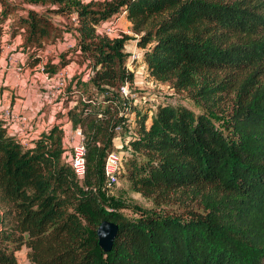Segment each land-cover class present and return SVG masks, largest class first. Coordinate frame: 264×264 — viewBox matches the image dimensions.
<instances>
[{
    "label": "trees",
    "instance_id": "obj_1",
    "mask_svg": "<svg viewBox=\"0 0 264 264\" xmlns=\"http://www.w3.org/2000/svg\"><path fill=\"white\" fill-rule=\"evenodd\" d=\"M49 1L50 11L75 15L73 45L86 56V81L99 90L83 97L73 83V101H55L64 123L81 129L86 171L77 176L61 160V118L26 139L0 118V264H19L21 246L27 264H264V0ZM2 4L5 19L12 9ZM25 12L16 17L25 49L55 37L44 13ZM122 12L148 75L210 109L225 99L224 128L166 103L149 123L137 115L140 135L131 144L146 159L129 178L144 196L196 208L129 217L121 204L103 203V163L124 122L121 100L127 105L118 90L133 84L134 73L127 37L100 27ZM103 220L118 225L107 253L95 232Z\"/></svg>",
    "mask_w": 264,
    "mask_h": 264
},
{
    "label": "rangeland",
    "instance_id": "obj_2",
    "mask_svg": "<svg viewBox=\"0 0 264 264\" xmlns=\"http://www.w3.org/2000/svg\"><path fill=\"white\" fill-rule=\"evenodd\" d=\"M3 1L7 2L12 10L5 19L0 18V79L2 83L5 80L7 82L11 80L14 83L17 82L15 85L12 83L0 85V98L6 94L7 102L4 101L5 105L12 108L14 103H23L22 101L25 99L24 95L27 94V88L33 84L29 83L28 79L26 80V77L23 75L25 72L28 73V78H32L33 73H36L40 76L39 78L44 80L45 72L54 74L63 69L67 72V78H65L62 92L56 100L52 101L53 103L59 99L62 101V106L68 105L70 101L72 102L73 98L70 96L73 93L70 94V91L73 83L78 85L77 89L83 97L91 93L93 98H97L99 90L95 85L91 81H82V77L85 74L83 73V68L86 63V56L81 51H77V46L73 45L74 42H77L75 15L67 16L50 11L56 4L50 3L49 0ZM2 2L0 0V13L3 7ZM27 9L44 13L52 21L53 25L57 27V30L55 31L56 35L54 38L52 33L48 38L42 39L40 44H34L30 48L25 49L23 46L24 33L19 28H16V17L18 13L25 14ZM11 23H14V26H12L15 31L13 36L9 33ZM113 24L114 31L108 36L112 38L127 37L124 45V50L128 57L126 65L134 73V82L132 85L127 83V88L130 92L126 98L127 105H124V102L121 100L119 107L124 122L118 130L116 129L117 135L113 139L112 150L119 155L121 166L119 167L117 180L113 184L107 185L105 179H103L101 185V193L104 198L103 203L108 209H112V207L108 206V203L121 204L123 208H120V211L129 217H136V212L139 209L157 213H180L189 206L196 208L197 204L191 201L182 204L176 200L159 201L152 196H144L129 178V171L133 165L140 164L146 159L145 155L131 144V141L140 135V123L137 115L142 113L147 114L146 123H149L151 114L155 112L157 106L166 103L172 106H185L192 110L194 114H205L211 118L217 127L224 128V123L227 119V115L225 114L227 110L225 99L218 107L210 109L196 102L186 90L175 91L169 83L161 82L148 75L142 59V50L135 45L137 35L131 30V24L126 19L125 14L122 12L119 16H116L113 19ZM68 43L72 44L68 46ZM17 57L23 58V64ZM23 79L26 80L25 83ZM34 83L35 87L32 85L31 88L37 90V93L45 95L47 87H45L44 81L36 79ZM76 97H79L77 92L74 93V98L77 100L78 98ZM118 97L122 99L125 96L120 97L118 94ZM66 101L68 102L66 103ZM104 106L105 103H100V107ZM54 110L53 119L61 118L64 123L63 113L60 112L58 106ZM19 112L26 113L25 110ZM27 116L30 121V116L28 114ZM27 129L28 126L22 133L28 131ZM73 133V128L69 126L63 128L62 141L66 151L69 149L68 140ZM74 139H76V136H74ZM65 158L61 159L64 163L67 161ZM27 251L28 249L25 246H21L16 252L19 264L28 263Z\"/></svg>",
    "mask_w": 264,
    "mask_h": 264
},
{
    "label": "built area",
    "instance_id": "obj_3",
    "mask_svg": "<svg viewBox=\"0 0 264 264\" xmlns=\"http://www.w3.org/2000/svg\"><path fill=\"white\" fill-rule=\"evenodd\" d=\"M100 31L104 32L107 35L113 32L114 31L113 20L103 23L100 27ZM66 76H67V72L65 69L59 70L54 74H49L47 72L44 73L43 81L45 87H47L45 96L49 102H52L54 99L56 100L58 95L62 92L65 84V78H67ZM88 79H89V74L85 73L82 77V81H86ZM118 91L120 95L125 97H127L128 94L130 93L127 88V83L121 85ZM0 118L4 120V123L8 125V128L11 130V133L14 134L22 133V131H24L27 128L29 122V118L26 113L15 111L13 108L8 106L0 108ZM69 127L72 128L70 124ZM119 128L120 127H117L116 129L118 130ZM73 131H74L73 135L68 140L69 149L67 151L65 150L63 157L65 158V156H68L65 159L69 163L73 173L77 176H82L86 171V164H85L86 149L84 145V137L79 127L73 128ZM74 136H76V139H74ZM120 166H121V159L119 155L116 154L113 150H111L106 155L103 163V174L107 185H111L117 180V175Z\"/></svg>",
    "mask_w": 264,
    "mask_h": 264
},
{
    "label": "crops",
    "instance_id": "obj_4",
    "mask_svg": "<svg viewBox=\"0 0 264 264\" xmlns=\"http://www.w3.org/2000/svg\"><path fill=\"white\" fill-rule=\"evenodd\" d=\"M19 58L20 62L23 64V58L22 57H17ZM26 77V80L28 79L29 83H33V87H35V81L36 79H38V81H42L43 80L41 78H39L40 76H38L36 73L32 75V78H28V73H24L23 74ZM40 79V80H39ZM24 80V79H23ZM24 80V83L25 81ZM9 83L12 84H17L13 82V80L7 82V80H5L3 83L1 82L0 79V85L1 84H5L8 85ZM32 85H29L30 87L27 88V94L24 95L25 99L22 101L23 103H14L12 105V108L14 110L17 111H26V113L30 116V121L28 122L29 129L26 132L20 133L18 134L20 137H28V138H32L34 137L37 133L41 132L42 130H44L46 128V125L49 122L53 121V116H54V109L57 107L56 103L53 102H49L46 99L45 95H42V93H37V90L31 88ZM44 94V92H43ZM5 102H7L6 99V94L0 98V108L2 107H6L7 105H5ZM69 126L68 123H64L63 127H67ZM9 131L11 132V130L9 129ZM22 134V135H21ZM68 156H66L67 158Z\"/></svg>",
    "mask_w": 264,
    "mask_h": 264
},
{
    "label": "water",
    "instance_id": "obj_5",
    "mask_svg": "<svg viewBox=\"0 0 264 264\" xmlns=\"http://www.w3.org/2000/svg\"><path fill=\"white\" fill-rule=\"evenodd\" d=\"M118 225L107 220H103L96 228L97 245L107 253L112 249L116 237Z\"/></svg>",
    "mask_w": 264,
    "mask_h": 264
}]
</instances>
